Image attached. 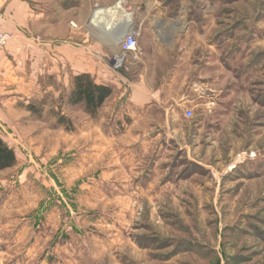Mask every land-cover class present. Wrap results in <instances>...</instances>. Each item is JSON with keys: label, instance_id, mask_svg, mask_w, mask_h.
I'll list each match as a JSON object with an SVG mask.
<instances>
[{"label": "rangeland", "instance_id": "obj_1", "mask_svg": "<svg viewBox=\"0 0 264 264\" xmlns=\"http://www.w3.org/2000/svg\"><path fill=\"white\" fill-rule=\"evenodd\" d=\"M65 1L147 13L145 39L183 52L191 96L90 118L58 80L0 86L17 160L0 172V264H264V0Z\"/></svg>", "mask_w": 264, "mask_h": 264}, {"label": "crops", "instance_id": "obj_2", "mask_svg": "<svg viewBox=\"0 0 264 264\" xmlns=\"http://www.w3.org/2000/svg\"><path fill=\"white\" fill-rule=\"evenodd\" d=\"M60 1L0 0V32L13 35L0 54V86L16 84L24 92L31 84L58 80L70 88L71 77L85 73L97 84L113 89L103 111L124 105L143 110L189 102L192 90L179 58L183 52L163 48L159 37L145 39L142 27L147 13L137 15V7L128 8L133 26L139 30L137 53L130 54L123 68L114 73L108 64L119 48L112 29L127 28L125 15L108 9L93 11V7L76 15L73 10H63ZM70 22L77 29H71Z\"/></svg>", "mask_w": 264, "mask_h": 264}, {"label": "trees", "instance_id": "obj_3", "mask_svg": "<svg viewBox=\"0 0 264 264\" xmlns=\"http://www.w3.org/2000/svg\"><path fill=\"white\" fill-rule=\"evenodd\" d=\"M62 8L70 9L72 4L62 3ZM113 89L109 85L97 84L89 74H77L71 77V87L65 96V104L69 107H80L90 118H96L106 100L112 95ZM40 107V106H39ZM38 106L28 104L25 109L37 117L41 110ZM56 125L65 131L73 130L72 123L62 115H56ZM17 163L14 151L0 137V172L15 167Z\"/></svg>", "mask_w": 264, "mask_h": 264}, {"label": "built area", "instance_id": "obj_4", "mask_svg": "<svg viewBox=\"0 0 264 264\" xmlns=\"http://www.w3.org/2000/svg\"><path fill=\"white\" fill-rule=\"evenodd\" d=\"M130 16L125 14V20L127 22V28L123 31L118 29L119 39L117 42L119 53L111 57L109 61V69L111 72H119L123 65L126 63L128 56L130 54L137 53L138 43L137 38L139 36L138 29L133 26V22L131 18H127ZM71 29H77V25L73 22L69 23ZM13 39V35L7 32H0V54L3 50L8 46L9 42ZM38 40V38H36ZM195 94H197L200 98L206 99L207 103L205 105L206 112L211 113L212 107L214 106L215 102L213 100V96L211 95V91L206 88H201L195 86L194 89ZM183 117L186 120H192L194 118V113L191 109H187L183 113Z\"/></svg>", "mask_w": 264, "mask_h": 264}, {"label": "bare ground", "instance_id": "obj_5", "mask_svg": "<svg viewBox=\"0 0 264 264\" xmlns=\"http://www.w3.org/2000/svg\"><path fill=\"white\" fill-rule=\"evenodd\" d=\"M112 32H113V34H114V38L116 39V40H118L119 39V32H118V29H117V27H114L113 29H112Z\"/></svg>", "mask_w": 264, "mask_h": 264}]
</instances>
